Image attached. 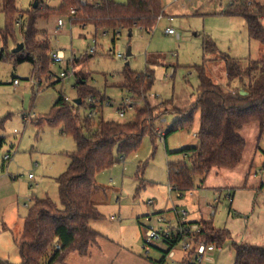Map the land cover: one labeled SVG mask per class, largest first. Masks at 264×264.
I'll use <instances>...</instances> for the list:
<instances>
[{"label":"rangeland","instance_id":"obj_1","mask_svg":"<svg viewBox=\"0 0 264 264\" xmlns=\"http://www.w3.org/2000/svg\"><path fill=\"white\" fill-rule=\"evenodd\" d=\"M36 1L16 0L20 10L15 20H24L25 11L31 10ZM245 1L163 0L167 12L174 16L173 21L169 16L160 18L151 33L138 29L130 37L128 31H123L115 44L109 31L94 25L75 24L69 13L51 14L39 19L36 26L43 31L42 36L49 39L52 51L64 50L66 62H51V71L41 81L34 77V66L30 62L15 64L12 50L16 46L10 41L8 49L4 50V59L0 60V135L6 138L0 147L1 259L14 264L22 262L14 238L23 231L24 217L34 197L49 196L61 207L57 178L67 170L71 162L69 154L77 148L71 135L61 133V125H39L36 118L50 114L60 94L73 102L78 97L77 84L83 76L88 88L100 92L99 96L85 95L86 105L80 107L82 117L102 106L92 115H96L97 121L100 117L122 123L133 121L137 110L147 101L143 91L138 95L123 87L127 63L135 72L153 70L154 83L147 93L151 103L147 123H154L156 134L152 136L147 131L135 151L96 174L105 192L95 199L104 215L95 223L104 231L113 223L146 231L149 226L157 225L156 212L164 210L162 214L171 218L177 206L186 209L188 217L203 213L205 218L213 219L216 227L231 231V239L224 243L223 251L208 254L202 264H234V242L264 245V132L260 125L252 122L239 132L246 140V148L237 167L215 168L206 180L198 177L194 189L183 193L182 197H178L176 191L170 192L167 165L181 160L190 164L189 158L179 151L198 145L200 112L195 113L191 126L172 133L166 142L161 141L159 134V131L166 133L177 123L180 118L177 111H184L196 102L199 94L197 65H205L207 74L216 83L226 86L228 82L225 61L216 54H206L205 36H210L220 51L239 58L244 67L250 60H264V43L249 37L246 20L223 13L229 6ZM60 4L61 0H38L42 10ZM3 6L4 0H0V27L7 23ZM59 19L64 25L58 28ZM21 25H15L19 42H23ZM169 26L174 28L175 34L166 32ZM93 46L96 52L85 63V51ZM129 47L131 56H127ZM3 49L0 44V53ZM76 62L82 64L76 66ZM66 70L71 71L62 78L60 74ZM15 79L19 80L18 85L14 84ZM89 99H93L92 102ZM89 103L96 108H89ZM121 108L125 109L124 114L120 113ZM6 155L11 156L10 160H4ZM252 200L254 211L249 213ZM143 244L146 246L145 240ZM155 244L148 249L164 258L169 245L162 241ZM182 246L180 242L175 247V259H168V264L184 262L187 254ZM143 256L147 255L143 253Z\"/></svg>","mask_w":264,"mask_h":264},{"label":"trees","instance_id":"obj_2","mask_svg":"<svg viewBox=\"0 0 264 264\" xmlns=\"http://www.w3.org/2000/svg\"><path fill=\"white\" fill-rule=\"evenodd\" d=\"M72 9L76 10L75 14H72ZM19 10L16 0H4L3 11L7 16V23L5 27H0V44L4 46L0 60L4 59V50L8 49L11 40L15 46L19 43L15 34V17ZM25 12L20 27L21 40L25 46L12 56L16 65L25 62L33 64L34 77L41 81L51 71L52 48L49 39L42 36L43 31L36 26L39 19L51 14L62 16L69 13L75 24L94 25L97 29L111 32L112 42L115 44L123 31L135 32L141 29L147 33L153 32L164 14V4L163 0H127L124 3L94 0L85 4L80 0H61L58 7L42 10L37 6ZM223 13L243 17L247 22L249 37L264 43V0H247L243 4L229 6ZM204 47L206 54H216L225 61L228 82L226 86L216 83L207 74L205 65H197V100L184 111H177L180 118L165 133L166 142L172 133L191 126L195 113L200 112L198 145L179 151L189 158L190 164L181 160L167 165L169 185L182 193L193 190L196 179H205L213 169L235 168L241 163L246 140L239 130L246 124L257 122L264 132V60H250L248 66L244 67L239 58L220 51L216 42L208 35L205 36ZM93 54L85 51V63ZM79 64L82 62H76V66ZM87 82L81 76L77 84L79 92L76 99H82L81 104L68 101L65 95L60 94L50 114L36 118L39 125H61V133L71 135L77 148L69 154V167L57 178L61 207L49 196L34 197L32 200L23 231L18 238H14L22 258L20 264H57L70 252L87 254L90 246L100 236L92 228L90 221L104 217L95 199L98 194L105 192V187L97 181L96 174L135 151L147 131L152 136L156 134L154 123H147L151 107L147 93L154 83L152 69L135 72L129 68V64L126 65L123 87L138 95L144 92L147 101L143 108L137 110L136 117L131 122L105 120L103 117L97 121L96 115L82 117L80 107L86 105L85 95L99 96L100 92L96 88H88ZM53 84L54 82L48 85ZM242 85L247 91L246 95L240 93ZM88 107L92 110L96 108L91 103ZM97 109L100 111L102 106L94 109L96 114ZM5 141L6 138L0 135V147H3ZM193 224L199 225L200 229L192 236L196 242L203 240L223 246L231 239V231L216 227L213 219H201L185 225ZM176 242L169 246L166 254L176 246ZM234 249V264H264V246L234 242ZM0 264L14 263L0 260Z\"/></svg>","mask_w":264,"mask_h":264},{"label":"crops","instance_id":"obj_3","mask_svg":"<svg viewBox=\"0 0 264 264\" xmlns=\"http://www.w3.org/2000/svg\"><path fill=\"white\" fill-rule=\"evenodd\" d=\"M165 16H169L170 21L174 20L173 14L168 13L166 7H164V14L162 17ZM168 28H172V26L167 27L166 30ZM123 110L125 109L123 108ZM243 128H241L239 132ZM205 180L203 182H205ZM163 211L164 210L156 212V214L161 212L163 213ZM247 211L249 213H253L254 201L252 202V208L248 209ZM196 215L197 216H190L186 220L188 222H195L200 221L201 219H208L205 218L203 213L201 215ZM96 221L98 220L90 221V225L100 234V236L97 241L90 246L89 252L85 255H82L78 251L70 252L62 261L58 262L57 264H163L164 262L165 264H168V259L165 260L161 258V256L156 251H151L148 249V247L144 246L143 240L145 237V231L141 227L135 228L134 226L131 227L130 225L123 223H113L107 229L108 231H104L97 223H95ZM222 251L223 246L218 252ZM143 253H145L147 256L144 257ZM180 260L181 259H178L177 261ZM177 263L180 264V262Z\"/></svg>","mask_w":264,"mask_h":264},{"label":"built area","instance_id":"obj_4","mask_svg":"<svg viewBox=\"0 0 264 264\" xmlns=\"http://www.w3.org/2000/svg\"><path fill=\"white\" fill-rule=\"evenodd\" d=\"M82 3H87V0H80ZM76 10L72 9V14H75ZM173 19V18H172ZM22 21H17V25L20 26ZM64 21L62 19H59L58 21V28L63 27ZM57 31V30H56ZM168 34H175L174 28H168L166 30ZM96 42V40L94 39ZM89 53H95L96 49L95 46L91 47L89 50ZM119 57H123L122 54L118 55ZM50 59L52 63H60L63 64L66 62V56L65 52L62 49L53 50L50 52ZM71 70H66L61 72L60 76L62 78L66 77ZM58 78V77H57ZM14 84L18 85L19 80L15 79ZM91 102L93 99H89ZM95 112H91L90 115L92 116ZM121 114L125 113V110H120ZM161 141L164 140L165 133L162 131H159ZM11 158L10 155L5 156V160H9ZM30 177L32 178L33 175L31 174ZM176 191L178 193V197H182L184 194L182 192H178L175 190V187L170 185V192ZM152 203V201H150ZM173 216L168 218L167 216H164L162 213L157 215L156 218V224L152 225L147 228L145 231V244L146 247L150 245H156L155 243L158 241H162L164 243H167L169 246L172 245L174 242H176V246L182 242L183 243V250L186 252V257L183 260V263L180 264H202L208 254L214 252V251H220L222 249V246H217L215 244H209L206 241L200 240L196 242L193 239L194 233L199 232V225L193 224V225H185L188 221L186 220L189 212L186 209H179L177 206L174 207ZM149 220L152 222L153 218L150 217ZM165 225V226H164ZM175 246V247H176ZM175 247L172 248L165 257V260L175 258ZM188 259V260H187ZM188 262V263H186ZM165 264V262L163 263Z\"/></svg>","mask_w":264,"mask_h":264},{"label":"water","instance_id":"obj_5","mask_svg":"<svg viewBox=\"0 0 264 264\" xmlns=\"http://www.w3.org/2000/svg\"><path fill=\"white\" fill-rule=\"evenodd\" d=\"M37 6H38V0L35 2L33 7L36 8ZM133 35H134V32L133 31H129V36L131 37ZM24 46H25L24 42H19L17 44V46L12 50V53H18V52L22 51L24 49ZM131 55H132V49H131V47H129V49L127 51V56H131ZM127 64H129V63H127ZM240 93L243 94V95L247 94V91H246V89H245V87L243 85L240 86ZM74 102L76 104H81L82 99H75Z\"/></svg>","mask_w":264,"mask_h":264}]
</instances>
